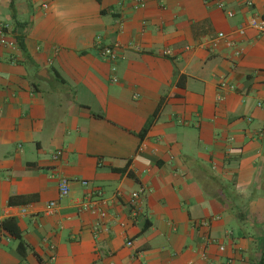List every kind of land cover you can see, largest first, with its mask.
Returning <instances> with one entry per match:
<instances>
[{"label": "crops", "instance_id": "crops-1", "mask_svg": "<svg viewBox=\"0 0 264 264\" xmlns=\"http://www.w3.org/2000/svg\"><path fill=\"white\" fill-rule=\"evenodd\" d=\"M221 1L0 0V264H259L264 0Z\"/></svg>", "mask_w": 264, "mask_h": 264}, {"label": "built area", "instance_id": "built-area-1", "mask_svg": "<svg viewBox=\"0 0 264 264\" xmlns=\"http://www.w3.org/2000/svg\"><path fill=\"white\" fill-rule=\"evenodd\" d=\"M207 1H215L217 6H219L220 8L224 7L221 0H207ZM245 5H246V7L251 9L253 6V2L251 0H247L245 2ZM232 15H233V13L228 12V17H232ZM247 26L256 30L259 34H264V18L263 17H259L255 14H252L248 18ZM8 30H9V28L6 24L0 23V45L1 46H5L8 44V41H7ZM237 32L239 35L243 36L244 35V28L238 29ZM225 38H226V36L224 33H218L216 39L214 41H212V46L214 48H216L220 44V42H222V40H224ZM227 44L229 46L234 45L232 41L227 42ZM163 54L169 55L170 53H169V51H165ZM239 54H240V51L236 50L235 55L238 56ZM102 55H103V57H105L107 60H109L111 62L116 61L118 58V55H117L115 49L112 47H108V46L102 47ZM112 81L117 82V79L115 77H113ZM220 86L222 88L227 87L226 84H223V83ZM60 156H61V153L58 151L52 155V159L56 161L59 159ZM57 184H58L59 196L60 197H66L70 191L69 180L64 176L59 175V176H57ZM81 184L85 186V185H87V182L82 181ZM144 192H145V188L141 187V188H139V190L131 193V204H132L134 211L139 208L141 196L144 194ZM100 197H101L100 191L96 192L94 194V196H86L77 202V207L80 211L88 212L90 214L97 215L101 219H104L106 217L107 213H106L105 209H103V201ZM100 203H102V204H100ZM48 206H49L50 210H53L56 206V203L50 202ZM21 212L25 213L26 210L23 208L21 210ZM204 224H207V223H204ZM131 244L132 243L130 241H128L126 243L127 246H131ZM223 250H224V246L220 245L219 251H223ZM189 264H192V263H189ZM225 264H230V262H226Z\"/></svg>", "mask_w": 264, "mask_h": 264}, {"label": "trees", "instance_id": "trees-1", "mask_svg": "<svg viewBox=\"0 0 264 264\" xmlns=\"http://www.w3.org/2000/svg\"><path fill=\"white\" fill-rule=\"evenodd\" d=\"M264 18V17H263ZM17 41V45L19 46V48L21 49L22 52H24V46L22 44V41H20V39H16ZM3 225L5 226V223H3ZM12 232V231H11ZM16 238H20V235L18 234V232H13L12 233ZM259 264H264V254L262 255Z\"/></svg>", "mask_w": 264, "mask_h": 264}]
</instances>
